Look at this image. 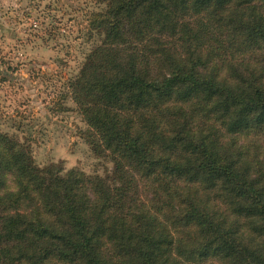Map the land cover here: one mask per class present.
I'll return each mask as SVG.
<instances>
[{"label":"trees","instance_id":"1","mask_svg":"<svg viewBox=\"0 0 264 264\" xmlns=\"http://www.w3.org/2000/svg\"><path fill=\"white\" fill-rule=\"evenodd\" d=\"M104 3L69 89L122 184L0 131V264H264V0Z\"/></svg>","mask_w":264,"mask_h":264},{"label":"rangeland","instance_id":"2","mask_svg":"<svg viewBox=\"0 0 264 264\" xmlns=\"http://www.w3.org/2000/svg\"><path fill=\"white\" fill-rule=\"evenodd\" d=\"M105 5L104 0H0V131L28 144L40 167L79 170L117 188L122 182L114 179L113 156L98 145L69 89L100 45L90 20ZM250 138L249 145L264 153L263 137ZM130 173L139 194L131 192L129 199L151 202V180ZM178 230L170 229L173 235ZM42 264L72 263L54 254Z\"/></svg>","mask_w":264,"mask_h":264}]
</instances>
